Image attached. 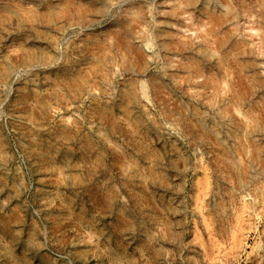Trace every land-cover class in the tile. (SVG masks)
Here are the masks:
<instances>
[{
  "label": "rangeland",
  "instance_id": "374dc122",
  "mask_svg": "<svg viewBox=\"0 0 264 264\" xmlns=\"http://www.w3.org/2000/svg\"><path fill=\"white\" fill-rule=\"evenodd\" d=\"M0 264H264V0H0Z\"/></svg>",
  "mask_w": 264,
  "mask_h": 264
},
{
  "label": "bare ground",
  "instance_id": "6f19581e",
  "mask_svg": "<svg viewBox=\"0 0 264 264\" xmlns=\"http://www.w3.org/2000/svg\"><path fill=\"white\" fill-rule=\"evenodd\" d=\"M106 196V195H105ZM111 200V199H110ZM95 201V200H94ZM105 202H107V204H109V200H105ZM68 205V204H67ZM112 206V205H111ZM102 209V208H101ZM78 213V212H77ZM80 213V212H79ZM82 213V212H81ZM90 213V212H89ZM131 220V219H130ZM129 219L125 218V217H118V224H120L123 228H127V227H131V221ZM148 241L147 244L150 243V237L147 236L146 239ZM149 246V245H146Z\"/></svg>",
  "mask_w": 264,
  "mask_h": 264
}]
</instances>
